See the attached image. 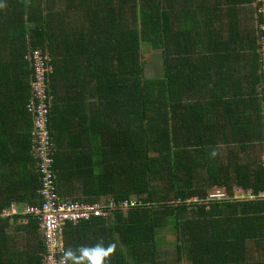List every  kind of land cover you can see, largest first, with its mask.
I'll use <instances>...</instances> for the list:
<instances>
[{
    "label": "trees",
    "instance_id": "16d2710c",
    "mask_svg": "<svg viewBox=\"0 0 264 264\" xmlns=\"http://www.w3.org/2000/svg\"><path fill=\"white\" fill-rule=\"evenodd\" d=\"M263 4L0 0V264H42L44 256L38 218L19 211L42 201L28 111L35 51L47 54L44 75L52 113L53 107L64 108L59 132L49 122L56 192L79 202L116 203L108 215L64 226L65 264H92L97 250L100 264H239L250 234L264 249V166L257 181L249 180L253 199L208 200L199 169L207 165L204 117L210 108L217 116L218 95L207 108L203 95L208 80L194 60L203 53L205 37L209 42L208 32H214L211 16L216 20L227 6L253 5L252 75L262 96ZM145 44L154 51L153 74L145 70L150 67L143 56ZM60 80L71 89L62 102L53 94ZM205 93L212 94L210 89ZM65 133L68 149L56 152V137ZM126 200L136 204L124 207ZM12 204L17 212L3 215ZM164 228L174 233L171 253L161 249ZM10 229L23 231L30 244L18 249Z\"/></svg>",
    "mask_w": 264,
    "mask_h": 264
},
{
    "label": "crops",
    "instance_id": "0c3cea01",
    "mask_svg": "<svg viewBox=\"0 0 264 264\" xmlns=\"http://www.w3.org/2000/svg\"><path fill=\"white\" fill-rule=\"evenodd\" d=\"M252 6L233 7L231 10L227 6V9L220 11L216 20L211 16L209 24L214 26V32H208L209 42L205 37L203 53L194 58L195 63H200L204 79L208 80L205 92L208 89L212 92L209 96L205 92L203 95L207 108L212 107L213 98L218 95V103L213 107L217 116L211 113L210 108L204 117L205 122L207 117L209 127L204 132L208 142L202 145L205 151L203 161L205 159L207 162V165L199 169L202 183L208 195L219 189L226 193L228 199L237 201L254 198L249 180L257 181L264 166L263 100L261 86L257 77L252 75V62L256 60L255 52L250 48L256 26ZM57 82L59 87L53 94L62 102L71 89L66 86L67 80ZM52 109L50 122L54 132H59L57 125L65 116L62 114L64 108ZM68 142L69 136L66 133L56 137V152L68 149ZM260 195L264 197L262 192ZM21 223H26V220H21ZM9 233L15 237L18 249L30 244L25 242L27 237L23 231L14 232L10 229ZM40 236L36 235L34 241L31 240L34 246ZM257 239L253 234L247 236V246L242 263L239 264H264V249ZM89 250L93 252L95 248L89 247Z\"/></svg>",
    "mask_w": 264,
    "mask_h": 264
},
{
    "label": "built area",
    "instance_id": "2783aa9c",
    "mask_svg": "<svg viewBox=\"0 0 264 264\" xmlns=\"http://www.w3.org/2000/svg\"><path fill=\"white\" fill-rule=\"evenodd\" d=\"M264 1V0H263ZM264 12V4L261 7ZM264 31V23L262 25ZM260 63L264 77V35L261 37ZM47 54L35 51L33 58H36V79L32 82L33 96L28 103V111L32 116V151L38 160L40 179L42 181V201L38 204H24L19 210L22 214L32 215L39 220V225L45 242L42 264H65V246L62 238L64 226L72 221L89 219L93 216L108 215L116 206L113 200L97 203L79 202L72 199H63L56 192L54 179L56 177L54 168V144L50 133V111L52 106L51 94L47 93L48 84L44 71L48 70L44 59ZM263 119H264V83H263ZM264 195V193H263ZM227 197L224 191L219 189L210 192L208 199H223ZM136 204L135 200H126L122 203L124 207ZM14 204L9 209L3 210V215L16 213Z\"/></svg>",
    "mask_w": 264,
    "mask_h": 264
},
{
    "label": "rangeland",
    "instance_id": "374dc122",
    "mask_svg": "<svg viewBox=\"0 0 264 264\" xmlns=\"http://www.w3.org/2000/svg\"><path fill=\"white\" fill-rule=\"evenodd\" d=\"M143 56H144L145 62L150 64V67L146 68L145 70L150 71L153 74V72H154V51H152L150 49V47H148V44L144 45ZM171 232H172V230H170L168 228H164L163 230H161L159 232V235H160L159 237L164 236V239H165L164 240L162 238L160 240L161 241V249L163 251H167L169 253H171L170 251H171V247H172L170 242H171V239H173L171 236ZM172 235H173V233H172Z\"/></svg>",
    "mask_w": 264,
    "mask_h": 264
},
{
    "label": "clouds",
    "instance_id": "9594fccd",
    "mask_svg": "<svg viewBox=\"0 0 264 264\" xmlns=\"http://www.w3.org/2000/svg\"><path fill=\"white\" fill-rule=\"evenodd\" d=\"M107 251L111 252L112 251L111 247H109L107 249ZM84 255L87 256V255H89V253L87 251H85ZM100 255H101V252L99 250L92 253V264H100V261H99Z\"/></svg>",
    "mask_w": 264,
    "mask_h": 264
},
{
    "label": "bare ground",
    "instance_id": "6f19581e",
    "mask_svg": "<svg viewBox=\"0 0 264 264\" xmlns=\"http://www.w3.org/2000/svg\"><path fill=\"white\" fill-rule=\"evenodd\" d=\"M263 193V192H262Z\"/></svg>",
    "mask_w": 264,
    "mask_h": 264
}]
</instances>
